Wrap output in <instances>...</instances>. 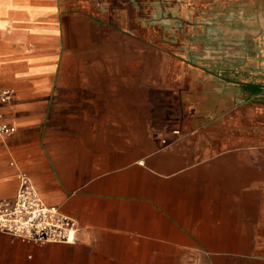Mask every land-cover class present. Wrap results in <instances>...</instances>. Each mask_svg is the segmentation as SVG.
<instances>
[{"label": "crops", "instance_id": "0c3cea01", "mask_svg": "<svg viewBox=\"0 0 264 264\" xmlns=\"http://www.w3.org/2000/svg\"><path fill=\"white\" fill-rule=\"evenodd\" d=\"M3 89L0 197L78 230L0 264H264V0H0Z\"/></svg>", "mask_w": 264, "mask_h": 264}, {"label": "built area", "instance_id": "2783aa9c", "mask_svg": "<svg viewBox=\"0 0 264 264\" xmlns=\"http://www.w3.org/2000/svg\"><path fill=\"white\" fill-rule=\"evenodd\" d=\"M11 97V89L0 91V136L15 130L13 125L4 120L1 110L2 104ZM17 178L14 196L0 197V231L38 244L74 243L78 230L76 221L61 213L57 207L47 205L29 175L19 173Z\"/></svg>", "mask_w": 264, "mask_h": 264}]
</instances>
